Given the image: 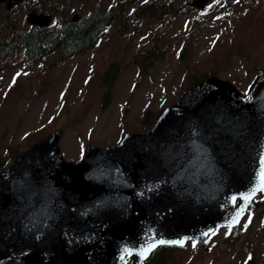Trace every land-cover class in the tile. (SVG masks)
<instances>
[{
	"label": "water",
	"instance_id": "obj_1",
	"mask_svg": "<svg viewBox=\"0 0 264 264\" xmlns=\"http://www.w3.org/2000/svg\"><path fill=\"white\" fill-rule=\"evenodd\" d=\"M27 21L46 26L49 16ZM252 88L247 100L207 77L148 133L88 145L78 163L61 157L60 131L37 141L0 173V262L143 264L161 245L206 249L208 234L238 225L264 189V77Z\"/></svg>",
	"mask_w": 264,
	"mask_h": 264
},
{
	"label": "rangeland",
	"instance_id": "obj_2",
	"mask_svg": "<svg viewBox=\"0 0 264 264\" xmlns=\"http://www.w3.org/2000/svg\"><path fill=\"white\" fill-rule=\"evenodd\" d=\"M53 1L25 0L10 12L0 5V44L19 42L16 34L31 28L25 22L31 9L50 12L59 26V18L80 20L98 2L76 0L55 13ZM168 1L106 0L104 8L119 10L124 21L74 56L64 59L58 51L27 61L20 47L0 58V171L57 130L60 155L71 162L82 159L87 144L115 146L124 133H147L150 114L152 120L204 76L230 80L241 92L263 77L264 0H210L202 8L175 0L188 11L135 13ZM110 67L116 69L111 81ZM17 73L27 77L11 83ZM163 255V264H264V191L240 225L212 234L207 250L188 243Z\"/></svg>",
	"mask_w": 264,
	"mask_h": 264
},
{
	"label": "trees",
	"instance_id": "obj_3",
	"mask_svg": "<svg viewBox=\"0 0 264 264\" xmlns=\"http://www.w3.org/2000/svg\"><path fill=\"white\" fill-rule=\"evenodd\" d=\"M55 1L60 3L58 4L60 7H64L76 0H60L63 1L62 3H64V5L57 0H54L53 2L56 3ZM105 2L106 0H98L97 4L89 9L87 15L76 23H67L62 28L61 33L52 36L47 33V30H37L33 35L30 33H24L22 35V42L28 50L26 55L28 57H32L35 54L46 55L60 49L61 54L64 57H69L90 47L99 38L103 30L112 24V22L118 21L120 23L124 21L122 13L119 10H115L113 7L105 9ZM141 11L149 13L150 15L157 13L159 16L163 17L171 14L184 13L187 11V7L177 5L175 0H169L167 3H159L156 6L153 3L147 4L144 8H140L135 13L139 14ZM32 43L35 47L30 48ZM146 56H148V54H146ZM110 71L115 73L116 70L111 68ZM198 81L199 79L196 82ZM147 113L148 112L145 113L146 118L148 117ZM166 251L169 252V249H157L152 253L151 258L146 264H149L150 261H152L151 264H163V254ZM10 262L11 261H6L4 264H9Z\"/></svg>",
	"mask_w": 264,
	"mask_h": 264
},
{
	"label": "flooded vegetation",
	"instance_id": "obj_4",
	"mask_svg": "<svg viewBox=\"0 0 264 264\" xmlns=\"http://www.w3.org/2000/svg\"><path fill=\"white\" fill-rule=\"evenodd\" d=\"M24 1H25V0H20L19 2L14 3V4L12 5V9H11V10H13V9L15 8V6H18L19 4L23 3ZM0 5L3 6L2 3H0Z\"/></svg>",
	"mask_w": 264,
	"mask_h": 264
},
{
	"label": "snow or ice",
	"instance_id": "obj_5",
	"mask_svg": "<svg viewBox=\"0 0 264 264\" xmlns=\"http://www.w3.org/2000/svg\"><path fill=\"white\" fill-rule=\"evenodd\" d=\"M161 243H163V242H161ZM182 243V242H181Z\"/></svg>",
	"mask_w": 264,
	"mask_h": 264
}]
</instances>
